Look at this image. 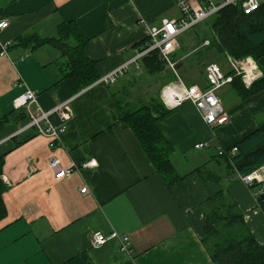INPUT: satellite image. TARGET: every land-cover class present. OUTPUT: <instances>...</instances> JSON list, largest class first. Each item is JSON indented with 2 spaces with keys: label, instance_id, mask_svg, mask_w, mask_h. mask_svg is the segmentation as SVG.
Here are the masks:
<instances>
[{
  "label": "crops",
  "instance_id": "obj_1",
  "mask_svg": "<svg viewBox=\"0 0 264 264\" xmlns=\"http://www.w3.org/2000/svg\"><path fill=\"white\" fill-rule=\"evenodd\" d=\"M180 17L177 0H0V21H9L0 38L12 42L8 55H0V119L9 121L0 130L7 207L0 221V264H214L202 239L208 201L219 193L237 205L264 244V212L255 192L236 167L230 171L217 156L264 124V89L243 98L232 83L220 88L230 120L217 127L191 102L166 104L162 91L170 85L205 87L208 63L232 71L225 54L208 48L210 28L204 36L183 39L171 57L174 69L166 64L151 73L142 58L131 62L151 27ZM64 22L77 23L88 38L85 54L99 80L128 63L115 83L98 80L75 93L64 78L71 66L68 55L51 43L34 48L20 40L60 38ZM74 39L69 42L75 45ZM257 62L264 72V56ZM27 87L38 92L46 110L70 101L72 117L59 146L51 147L35 130H22L27 122L13 100ZM150 105L156 115L165 114L157 126L173 147L176 173L184 177L172 187L122 120L124 112ZM52 120L59 123L56 115ZM200 142L209 146L196 148ZM52 158L62 165L92 159L97 165L56 179ZM83 185L89 194L80 193ZM99 231L108 238L95 246L93 234ZM125 236L129 252L121 250Z\"/></svg>",
  "mask_w": 264,
  "mask_h": 264
},
{
  "label": "trees",
  "instance_id": "obj_2",
  "mask_svg": "<svg viewBox=\"0 0 264 264\" xmlns=\"http://www.w3.org/2000/svg\"><path fill=\"white\" fill-rule=\"evenodd\" d=\"M208 25L211 29L208 48L216 54L240 59L252 56L256 61L264 56V1L253 14H245L238 6H227L212 16ZM71 36L75 38V45L69 42ZM20 40L32 43L34 48L51 43L61 49L63 54L68 55L71 66L66 70L64 78L68 80L75 93L99 79L94 63L85 54L88 38L77 23L64 22L61 25V37L57 39L42 40L35 35H28L21 37ZM147 40L148 38L143 45ZM141 63L151 73L162 71L166 67L158 50L145 55ZM229 73L233 74V71ZM232 84L245 98L264 89V77L255 81L250 88H247L238 76L234 78ZM156 114L153 105L144 106L133 112H124L122 120L125 126L133 130L165 183L172 187L184 177L176 173L170 158L173 147L157 126L160 116L165 114L164 112L160 116ZM8 122L6 117L1 118L0 130ZM234 147L236 152L232 154L231 150ZM217 156L223 158L226 168L233 171L236 167L241 174L251 173L264 166V124L237 145L223 149V153H218ZM3 166L4 158L0 157V221L7 214L3 200L6 185L1 179ZM199 171L204 174L201 169ZM261 185L255 183L251 189L254 191ZM219 194L212 196L208 201L209 209L205 211V230L202 239L214 264H264V244H260L250 232L237 205ZM258 201L264 212V197L258 198Z\"/></svg>",
  "mask_w": 264,
  "mask_h": 264
},
{
  "label": "built area",
  "instance_id": "obj_3",
  "mask_svg": "<svg viewBox=\"0 0 264 264\" xmlns=\"http://www.w3.org/2000/svg\"><path fill=\"white\" fill-rule=\"evenodd\" d=\"M264 0H177V5L181 10V17L179 19H163L160 26H153L149 30L148 40L144 47L139 50L137 55L131 62H137L149 52L158 50L161 59L171 68L176 67V62L171 58L172 55L180 47V36L195 27L199 23L211 18L217 14L221 9L227 6H238L245 14H253L257 11ZM256 4L257 7L251 12L246 11L247 8H252ZM0 33L7 28L9 21L1 20ZM169 25L173 30L169 29ZM209 44V40L205 41ZM12 42L2 41L0 38V55H8V51ZM229 64L233 74L225 73L222 67L217 62H211L205 67L207 85L202 87L198 84L186 86L180 81L181 88H176V85H170L163 89L162 96L167 105L176 106L188 101L193 103L199 110L202 119L211 127L225 125L229 122L230 117L225 109V106L218 95V90L227 84H231L236 76L242 78V82L246 87H251L255 81L264 77L263 70L259 67L257 61L252 56L244 57L240 60L232 56H228ZM128 68V63L102 76L99 82L105 84H112L124 73ZM215 100V103L212 101ZM70 101H66L46 110L42 108L39 102L38 92L27 87L26 91L13 100V107L17 111L25 112L27 123L23 126V131L32 129L40 135H44L49 139L51 147L59 146L62 142L63 135L67 130V123L72 117L69 109ZM56 115L59 123H54L52 117ZM22 130L20 132H22ZM19 132V133H20ZM209 143L200 142L196 144V148L208 147ZM236 148L231 150L234 154ZM222 154L223 150L220 149ZM97 162L89 160L81 165L72 162L68 165H62L59 158H52L49 161V168L53 171L56 179H62L69 176L74 170L79 167L94 168ZM241 181H243L250 188L255 183L262 185L255 191V196L258 199L261 194H264V166L254 170L248 174H238ZM82 195L90 193L88 185H83L80 189ZM107 236L99 231L93 234V245L100 246L106 240ZM129 237H123L121 250L125 252L131 251Z\"/></svg>",
  "mask_w": 264,
  "mask_h": 264
},
{
  "label": "rangeland",
  "instance_id": "obj_4",
  "mask_svg": "<svg viewBox=\"0 0 264 264\" xmlns=\"http://www.w3.org/2000/svg\"><path fill=\"white\" fill-rule=\"evenodd\" d=\"M210 19L211 18H209V19H207V20H205V21H203V22H201V23H199L198 25H196L195 27H193V28H191L190 30H188V31H186V32H184L181 36H180V47L182 46L181 45V43L183 44L184 42H183V39L184 38H187V37H190V36H194V35H196V34H199L200 36H204L205 35V33L207 32V30L209 29V25H208V22L210 21ZM180 47L178 48V50L180 49ZM237 60H240V58H237ZM228 62H229V60H228ZM258 63V62H257ZM219 64H221V63H219ZM259 65V64H258ZM238 77H240V76H238ZM241 78V77H240ZM99 80V79H98ZM97 80V81H98ZM241 80H242V78H241ZM247 88H250V87H247ZM15 110V109H14ZM15 111H17V110H15ZM20 112H22V111H20ZM24 115H25V112H22ZM25 120H26V122H27V117H26V115H25ZM26 124V123H25ZM25 124L23 125V126H25ZM256 190H258V188L256 189ZM256 190H254V192L256 191Z\"/></svg>",
  "mask_w": 264,
  "mask_h": 264
},
{
  "label": "snow or ice",
  "instance_id": "obj_5",
  "mask_svg": "<svg viewBox=\"0 0 264 264\" xmlns=\"http://www.w3.org/2000/svg\"><path fill=\"white\" fill-rule=\"evenodd\" d=\"M256 7H257V5H256V4H253V5H252V8H247L246 11L251 12V11H252L253 9H255ZM169 29H170V30H173L171 25H169Z\"/></svg>",
  "mask_w": 264,
  "mask_h": 264
},
{
  "label": "clouds",
  "instance_id": "obj_6",
  "mask_svg": "<svg viewBox=\"0 0 264 264\" xmlns=\"http://www.w3.org/2000/svg\"><path fill=\"white\" fill-rule=\"evenodd\" d=\"M0 26H6V25H0ZM213 103H215V100L212 101ZM260 179H264V177H258Z\"/></svg>",
  "mask_w": 264,
  "mask_h": 264
},
{
  "label": "water",
  "instance_id": "obj_7",
  "mask_svg": "<svg viewBox=\"0 0 264 264\" xmlns=\"http://www.w3.org/2000/svg\"><path fill=\"white\" fill-rule=\"evenodd\" d=\"M264 197V194H261L260 196H259V198H263Z\"/></svg>",
  "mask_w": 264,
  "mask_h": 264
},
{
  "label": "bare ground",
  "instance_id": "obj_8",
  "mask_svg": "<svg viewBox=\"0 0 264 264\" xmlns=\"http://www.w3.org/2000/svg\"><path fill=\"white\" fill-rule=\"evenodd\" d=\"M216 15V14H215Z\"/></svg>",
  "mask_w": 264,
  "mask_h": 264
}]
</instances>
